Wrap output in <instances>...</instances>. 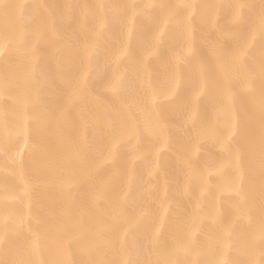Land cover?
I'll use <instances>...</instances> for the list:
<instances>
[{
  "label": "snow or ice",
  "instance_id": "6c2138e0",
  "mask_svg": "<svg viewBox=\"0 0 264 264\" xmlns=\"http://www.w3.org/2000/svg\"><path fill=\"white\" fill-rule=\"evenodd\" d=\"M0 12V264H264V0Z\"/></svg>",
  "mask_w": 264,
  "mask_h": 264
},
{
  "label": "bare ground",
  "instance_id": "6f19581e",
  "mask_svg": "<svg viewBox=\"0 0 264 264\" xmlns=\"http://www.w3.org/2000/svg\"><path fill=\"white\" fill-rule=\"evenodd\" d=\"M10 2H18V0H10ZM19 2H25L28 4L36 3L38 0H19ZM50 3H63V2H75V3H82V2H93V0H49ZM111 2H119V0H111ZM147 2V0H146ZM189 2H200V0H189ZM215 3H227L231 2V0H213ZM252 2H256V0H252ZM40 25V18L37 16L33 18V20L26 24L24 27L26 31L31 33L34 31L36 28H38ZM3 30V19H2V12H0V31ZM259 56V53L257 52V57ZM4 69L3 65V58H0V72H2ZM166 150V149H165ZM4 169L2 167V164H0V186H2L3 180H4ZM217 198H219V195L217 194ZM63 209L57 208V207H52V208H46L43 215L47 216L48 214L52 215H59ZM258 212V209H256ZM74 210L69 209L68 214L72 215ZM225 222H227L230 219V209L228 204H225ZM204 227H208L207 221H205ZM242 229L237 227L236 232L239 233ZM235 247V245H233ZM225 258L229 261V264H231V261L236 258V254L232 249H225Z\"/></svg>",
  "mask_w": 264,
  "mask_h": 264
}]
</instances>
